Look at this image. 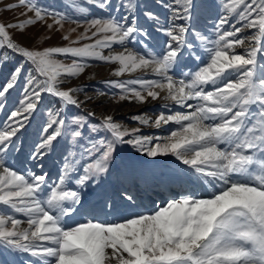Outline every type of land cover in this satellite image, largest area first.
Instances as JSON below:
<instances>
[{
	"label": "snow or ice",
	"instance_id": "obj_1",
	"mask_svg": "<svg viewBox=\"0 0 264 264\" xmlns=\"http://www.w3.org/2000/svg\"><path fill=\"white\" fill-rule=\"evenodd\" d=\"M156 3L169 14L166 18L142 6L141 0L115 4L113 0H70L69 6L81 13L90 5L107 15L85 18L87 27L75 40H70V33L76 29H70L62 37L69 41L67 45L44 48L21 44L12 30L23 34L29 26L44 23L49 31H59L69 21L79 27L80 21L39 0H18L5 7V11L23 7L26 11L21 15L27 18L0 23L2 58L7 60L9 52L22 58L0 89V98L15 86L26 64L29 73L20 106L0 127V249L28 255L31 259L25 264H264V0H222L225 12L214 23L215 39L202 34L194 23L197 0ZM232 15L239 27L229 23ZM48 19L53 23L47 24ZM244 29L254 31L240 35ZM155 33L166 37L160 51L152 43ZM245 44L244 52L236 51ZM117 45L122 51H113ZM198 46L208 52L209 62L184 71L186 53L201 59ZM89 60L116 65L112 72L116 77L151 70L154 78L105 81L107 87L119 90L118 101L143 104L149 98L162 99L190 111L161 112L155 120L144 114L132 117L146 126H179L163 139L141 136L139 128L129 129L112 115H103L90 126L110 133L111 139L85 148L89 162L81 166L82 173L74 155L64 158L58 182L52 185L47 184V173L17 171L9 163L10 154L20 150L14 138L43 95L62 108L80 110L71 120L76 126L71 135L77 142L82 135L79 126L96 116L95 111L84 110L93 97L85 93V99H79L82 87H62L84 73ZM193 100L196 105L189 103ZM52 115L45 133L53 124L69 123L59 110L54 119ZM59 135L61 127L43 137L28 160H42ZM123 145L149 158L171 155L217 190L207 198H173L151 213L133 210L122 219H99L97 212L105 218L112 215L118 201L125 208H135L136 195L121 187L92 205L89 219L67 224L85 208L82 190L110 172L117 147ZM73 182L75 187H68ZM23 223L27 227H21Z\"/></svg>",
	"mask_w": 264,
	"mask_h": 264
},
{
	"label": "rangeland",
	"instance_id": "obj_2",
	"mask_svg": "<svg viewBox=\"0 0 264 264\" xmlns=\"http://www.w3.org/2000/svg\"><path fill=\"white\" fill-rule=\"evenodd\" d=\"M18 0H3L0 3V23L5 25L9 23H18L21 20L27 18V16L21 15L26 11L25 8L19 7L12 11H5V7L9 4L17 3ZM40 4L48 7L54 8L59 11H67L74 20H79L81 26H77L76 23L69 21L63 25L59 31L52 30L49 31L44 23H38L34 26H29L23 34H20L16 30H12V35L14 39L21 44L33 45L36 47L44 48L49 46H65L69 41H65L62 37L70 33V29L75 28V32L70 33V40H75L79 33L85 31L87 24L84 23L85 18L92 19L93 17L105 16L107 11H101L98 8L88 6V10L81 13L78 9H73L69 6L70 0H39ZM77 3L83 2V0H76ZM116 0H113V4ZM142 6L156 11L162 18H166L169 14L160 8L156 0H141ZM199 5L196 11L197 19L194 21L197 29L204 35H207L211 39H215L216 33L214 31V23L219 17L224 14L225 9L222 4V0H197ZM32 13H28L31 16ZM237 17L232 15L230 17V24H235L237 27L240 25L237 23ZM47 24L53 23L52 19H48ZM225 28H229V25H225ZM250 29H244L240 35H249L251 33ZM156 39L152 42L153 46L157 51L162 48V43L166 37L161 36L159 33H155ZM90 41H82V43H88ZM135 47V46H133ZM208 47H212L211 44ZM248 47L245 44L243 47H238L237 52H244ZM114 52L122 51V49L117 45L113 48ZM197 52L201 59L197 60L195 58H189L187 53L185 54V60L188 67L184 71H194L196 67L203 66L209 62V54L203 48L198 46ZM3 54H0V89H2L11 77V73L16 66L22 62V58L18 55L8 53L7 60L2 58ZM104 55H108V50L104 51ZM58 59L65 60L66 63L71 62V58L65 59L64 57H58ZM90 65L85 69V72L76 78L69 79L65 84L62 85L63 88L70 87H82L83 91L79 93V99H85V93L88 96L93 97V101L85 105V111L91 109L95 111L96 116L90 119L89 124L79 126L78 130L82 133L78 142L73 140L71 135V130L75 125L71 124L72 117L80 113V110L76 108H62L56 103L53 98L47 94L43 95L37 109L30 115L29 119L18 133L17 137L14 138L16 144L20 146L19 152L13 151L9 156V163L17 169L19 172L27 174L28 171L35 172L37 174L47 173V184L52 185L58 182L60 171L64 163V158L66 156H75V159L79 161L76 167L82 173V165L88 163V156L85 152L86 147H90L93 144H97L101 140H110L111 135L103 130L94 131L90 124L98 123L103 115H112L114 120L127 128H139V134L141 136L149 137H159L161 139L167 137L172 131L178 129V125H175L166 133H163V124L159 127L141 125L139 122L134 121L132 117L144 114L155 120L157 115L161 112L165 114L177 113V112H188V110H180L178 106L172 104L170 101H164L158 99L152 101L150 98L146 103L140 104L135 102L123 101L120 102L116 99V95L119 90L107 87L105 81L115 80L119 82L128 81L137 78H154L152 77L151 70H137L131 74L125 73L120 77H116L112 74L116 65L105 64L97 61L89 60ZM29 73V65H25L24 73L18 78V82L15 86L8 91L5 97L0 98V127H3L5 121L10 114V112L20 106V101L24 98V86L25 77ZM232 79H236L235 75ZM207 90L211 91L212 86H207ZM104 92L106 95H99V93ZM163 95V93L161 94ZM147 103H151L146 107ZM163 103H169L168 105H163ZM197 101L193 100L192 104L196 105ZM162 108H167L162 109ZM56 110L60 111L61 117L68 120V124L64 126L53 124L52 127L48 128L47 133H45V126L49 123L50 113L52 119L55 118L54 113ZM61 127V135L53 141L51 150L47 155L40 161H30L28 156L36 148V145L41 142V139L46 135L55 133L56 128ZM155 142V141H154ZM130 150V152L128 151ZM40 164L42 167H37ZM167 181V183H166ZM134 182V183H133ZM141 184L138 191L133 192L136 195V206L134 209H128L117 202V207L113 211L112 215L105 218L103 214L96 213L99 219H107L109 221L114 219H122L129 212L135 211L139 213H151L154 212L158 206H165L166 203L173 199L179 198L182 195H195L201 198H207L211 193H201L199 192L202 187L207 185L203 178H197L196 174L193 173L187 166L183 165L180 161L176 160L175 157L171 155L158 156L155 158H149L146 155H141L138 151L133 149L128 145L118 146L115 153V160L111 166V170L108 174L99 178V182L95 185H89L91 195L89 196L90 202L85 204V208L81 210L80 218L87 220L91 217L90 213L91 206L96 204L97 201L103 199L104 194H114L121 187L128 188L131 191V185L134 187L135 183ZM149 182V183H148ZM166 183V184H165ZM171 185V187H168ZM203 183V184H202ZM163 184V185H162ZM166 185V186H165ZM192 185V186H191ZM150 191H149V188ZM163 188L167 189L164 197L161 195L160 190ZM194 186V187H193ZM68 187L74 188V182L69 184ZM184 188L190 189V191L184 190ZM193 187V188H192ZM82 190L83 197L85 196V190ZM193 189V191H192ZM162 192V191H161ZM160 193V194H159ZM163 194V193H162ZM149 198V202L140 203L139 199L143 200ZM152 198V199H151ZM138 202V204H137ZM88 204V205H87ZM0 207H3L0 205ZM144 208H150L149 210L143 211ZM152 208V210H151ZM18 218L26 220L22 214H15ZM76 218V217H74ZM70 219L67 224L71 225L77 219ZM21 227H27L26 223H23ZM31 259L26 254L11 253L0 249V264H25V262Z\"/></svg>",
	"mask_w": 264,
	"mask_h": 264
},
{
	"label": "bare ground",
	"instance_id": "obj_3",
	"mask_svg": "<svg viewBox=\"0 0 264 264\" xmlns=\"http://www.w3.org/2000/svg\"><path fill=\"white\" fill-rule=\"evenodd\" d=\"M189 103H192V101H189ZM151 103H147L146 104V107H148V105H150ZM169 104V103H168ZM167 103H163V105H168ZM162 109H166L167 110V108H162ZM180 110H188V111H190V109H181V108H179ZM187 112V111H186ZM176 124H174V123H169V124H163V133H166V131H168L170 128H169V126H171V128L172 127H174ZM134 183V182H133ZM149 183V182H148ZM166 183H167V181H166ZM165 183V184H166ZM169 184L170 183H168L167 185H168V187L170 188L171 187V185L169 186ZM203 184V183H202ZM163 185V184H162ZM207 185H209L208 183H207ZM166 186V185H165ZM192 186V185H191ZM133 186L131 185V192L133 193V192H136V191H138V189L141 187V184H140V182L138 183H135L134 184V187L135 188H132ZM194 187V186H193ZM192 187V188H193ZM149 188V191H150V186L148 187ZM183 189L184 190H187V191H190V189L188 190V188H184L183 187ZM217 189H214L213 187H211L210 185L209 186H207L206 187V185L204 186V187H202L201 188V190L199 191V192H201L202 194L203 193H213L214 191H216ZM91 189L90 188H87V190H85V196H84V200H85V204L86 203H88V202H90V199H89V196L91 195ZM162 191V192H161ZM192 191H193V189H192ZM165 192H168L167 191V189H165V188H163V186H162V189L160 190V193H161V195H163V197H164V194H165ZM159 193V194H160ZM163 193V194H162ZM152 199V198H151ZM148 200H150L148 197L146 198V199H143V200H140L139 199V204L140 203H147V202H149ZM151 201V200H150ZM137 204H138V202H137ZM88 205V204H87ZM150 209V208H149ZM148 208H144L143 209V211H145V210H149ZM151 210H152V208H151ZM91 213V212H90ZM83 215H81V214H78L77 216H76V218H74V219H77V218H80V217H82Z\"/></svg>",
	"mask_w": 264,
	"mask_h": 264
}]
</instances>
